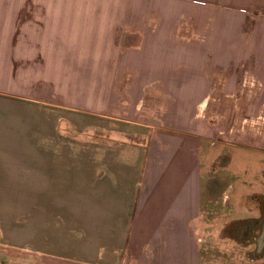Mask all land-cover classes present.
<instances>
[{"label":"crops","instance_id":"obj_1","mask_svg":"<svg viewBox=\"0 0 264 264\" xmlns=\"http://www.w3.org/2000/svg\"><path fill=\"white\" fill-rule=\"evenodd\" d=\"M242 72L264 104V0H0V246L77 264H211V222L226 247L264 234L259 216L224 223L209 137L119 116L66 84L210 95ZM239 244L232 254L257 263V244Z\"/></svg>","mask_w":264,"mask_h":264},{"label":"rangeland","instance_id":"obj_2","mask_svg":"<svg viewBox=\"0 0 264 264\" xmlns=\"http://www.w3.org/2000/svg\"><path fill=\"white\" fill-rule=\"evenodd\" d=\"M118 82L119 80L108 78L66 80L67 86L76 88L75 97L89 102L91 99L98 100L119 116L132 117L134 121L148 124L189 127L190 130L209 137L211 145L207 151L214 182L211 195L218 204L227 201L226 210L221 213H228L223 219L224 223L258 216L259 222H264V104L257 102L260 91L257 96L256 90H260V85L257 84L258 89H255L254 80L248 73L242 72L236 78L227 79L233 86L230 92H214L210 95L167 92L144 94L141 92L144 90L142 84L138 87V79H130L129 88L126 85L123 93L120 92L123 89L118 86ZM212 86L216 85L212 83ZM95 91H98V96ZM12 117L24 120L28 118L26 114ZM251 135L255 140L251 141ZM221 225L222 221L211 222V249L213 247L217 250H211L210 263L239 264L242 258L238 254H232L229 248L240 246L239 242L255 248L257 238L247 239L237 234L231 240L233 244L226 247V238H218L214 234V229ZM226 229L229 231V227ZM259 235L261 236L260 232ZM18 241L25 242V234ZM258 250V262L255 264L264 262V248ZM224 251L226 257L221 255ZM247 257L250 256H243V264H250ZM0 264L77 263L30 254L26 252V248L0 246Z\"/></svg>","mask_w":264,"mask_h":264},{"label":"flooded vegetation","instance_id":"obj_3","mask_svg":"<svg viewBox=\"0 0 264 264\" xmlns=\"http://www.w3.org/2000/svg\"><path fill=\"white\" fill-rule=\"evenodd\" d=\"M261 230L263 229L264 231V223L259 227ZM260 237H262V240L260 239ZM257 240H256V244L257 247L262 250L264 248V234L261 233V236H256ZM261 264H264V262H262Z\"/></svg>","mask_w":264,"mask_h":264}]
</instances>
